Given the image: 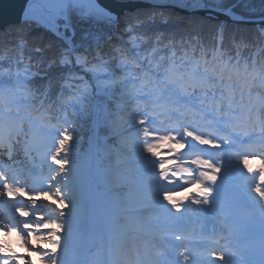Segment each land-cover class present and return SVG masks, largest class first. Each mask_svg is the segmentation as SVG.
<instances>
[{
    "label": "trees",
    "instance_id": "16d2710c",
    "mask_svg": "<svg viewBox=\"0 0 264 264\" xmlns=\"http://www.w3.org/2000/svg\"><path fill=\"white\" fill-rule=\"evenodd\" d=\"M227 1L224 8L236 4L239 0ZM234 10L245 17L264 16V0H243ZM68 19L69 27L66 29V34L71 35L72 29L76 33L72 40L76 46L77 56H85L90 62L96 60L97 54H100L105 59H109L107 68L118 75L125 72L124 69L128 65L117 49L122 41L121 35L125 37L143 63L142 67L131 64L129 67L136 71L147 69L145 75L151 79V83L144 85L142 89H136L137 96L145 93L151 95V86L159 81V77L163 78L169 65L173 64L178 71H181L192 57L201 56L202 50L208 54L211 46H215L218 37L224 38V57L228 54L233 55L237 65L250 62L254 58L258 63L264 59V27L223 26L220 22L204 20L200 16H184L172 10L160 9L129 13L117 26L107 20L96 22L92 18H84L78 11H71ZM187 40L190 43H198L192 54L187 51L189 47ZM69 51L70 46L66 41L32 23L2 31L0 54L5 55L1 57L3 64L0 65V84L8 83L21 88L20 94L26 95L24 101L26 107H46L52 114H56L59 112L57 93L66 89L62 80L72 71L70 64L61 63L59 60L61 57H69ZM24 57H29L30 60L25 62ZM26 66L31 68L32 73L41 72L43 76L31 77L26 84L23 77ZM14 69L17 70L16 73ZM150 71L156 77H153ZM126 87V83L120 80L115 87H110L108 95H100L98 99L102 110L106 106L111 114H116L114 100L124 98ZM49 104L53 105V108L49 107ZM86 108L78 107L76 117H72L73 121L76 120V127L79 130L74 131L71 137L68 135L66 139L61 140L60 152L68 151L73 154L74 151L87 145V139L91 136L94 125L92 116L85 117L88 110ZM45 119L52 120L54 117L51 115ZM128 120L130 125L138 124L132 123L131 119ZM45 123L54 131L52 125ZM79 123L83 125H78ZM102 133L107 134L108 130L102 128ZM128 153L127 165L132 171L144 172L142 165L146 150L134 142ZM145 181L146 178L139 177L129 187L140 186Z\"/></svg>",
    "mask_w": 264,
    "mask_h": 264
},
{
    "label": "bare ground",
    "instance_id": "6f19581e",
    "mask_svg": "<svg viewBox=\"0 0 264 264\" xmlns=\"http://www.w3.org/2000/svg\"><path fill=\"white\" fill-rule=\"evenodd\" d=\"M70 5L85 9L90 11L89 13L96 15L100 13L98 10L91 8L86 0H31L26 15L28 19L40 22L52 30H57L63 13ZM59 30L61 31V27H59ZM183 138L190 148L182 154L181 162L177 165L178 168L181 164L189 163L191 158L186 157V155L195 146L199 145L198 139H193L186 131L183 133ZM206 145L211 146L210 143ZM88 161L90 164L92 162L95 163L93 159ZM88 161H82L81 165H86ZM196 166H202L207 175L213 177L214 173L205 164L198 162ZM256 167L258 181L264 170V165L260 166L258 164ZM174 168L171 170L175 171ZM184 178L188 181L193 179L189 173L184 174ZM207 180L211 186L218 187L216 179L208 178ZM80 181H82L81 178ZM205 189V187L199 188L196 193L200 196L204 195ZM179 190H181L180 185L168 187L165 190L169 198L168 200L166 199L161 209H152L151 200L147 197L144 201L130 197L123 201L132 203V205L122 210L121 202L120 204H113L102 201L95 194L94 188L84 190L81 185L73 186L71 195L68 198L72 204L59 209L60 218L67 223V228L65 229V235L67 236L66 245L56 249L55 256L57 259L52 264H127L130 257H128L126 244L137 237V226L116 224L114 220L115 214L126 211V214H128L126 218H131L129 215L141 217L148 214L160 218L165 215L167 210H173L174 214H180L181 220L179 222L182 225H186L188 223L186 221L187 211L184 208L191 206L198 199L195 197L183 200L176 198L174 192ZM5 193V187L0 185V197ZM116 202H119V200ZM1 209L2 203L0 202ZM204 212L203 209H200L201 215H204ZM189 213L191 215L197 214L194 209L190 210ZM5 230H0V235L2 236L0 247L2 248L9 246V240L7 239L9 231L6 232ZM233 259L231 258V261Z\"/></svg>",
    "mask_w": 264,
    "mask_h": 264
},
{
    "label": "rangeland",
    "instance_id": "374dc122",
    "mask_svg": "<svg viewBox=\"0 0 264 264\" xmlns=\"http://www.w3.org/2000/svg\"><path fill=\"white\" fill-rule=\"evenodd\" d=\"M156 1H162V2H166V3H180L182 5H186L189 7H201V6H205V3H209L212 6L218 7L219 9H224V5H226V2H228L227 0H156ZM87 18H92L94 21L96 22H101L103 21V17L101 16H97V15H87ZM67 17V16H66ZM67 20V21H66ZM66 23H65V28L69 27L67 25V22L69 24V19L66 18ZM72 34L75 35L76 33H74V30L72 29ZM59 62H67V59H60ZM95 68V67H94ZM196 72H200L198 71V69H196ZM103 75H108V78H104ZM25 79H29L28 75H24ZM76 77L78 78H85L89 80V84L88 88H85L86 86H84L83 88L80 89V94L76 97L78 99V101L80 102V105L83 106H87L86 110L87 113L85 115V117L88 116H92V112L95 110L96 108H93L92 103L90 101H87L89 96H94L97 97L98 95H108V92L110 91L109 87L111 85H113L116 81H115V76L112 75V72H109L105 67H96L95 69H90V67L88 68H84L81 70H78L76 72ZM125 78H128V83L130 85V88L132 89L133 86V81L131 80V78L127 75L125 76ZM201 81V80H200ZM172 84V83H171ZM172 86L175 88L176 86L174 84H172ZM127 89V87L125 88V90ZM173 90L171 89L170 92H172ZM78 93V92H77ZM110 93V92H109ZM85 94V95H84ZM177 94V93H176ZM132 95L131 92L129 90V94L126 96L125 99H123L122 101L120 100H114L116 103V106L118 108L119 114L118 115H110L109 111L106 109L105 106V110L104 113L102 112V110H96L98 111V122L101 126L105 125L106 127L109 128L111 134H113L114 136H116L118 139L116 140L117 142V150L115 152H106L105 150H102L101 156L99 157V161L100 162H106L109 163L108 168H106L107 171H114L117 174H114L111 178H109L107 180V186H114L117 188L116 192H113L111 198L116 200L118 199L117 197H121V200H119V202H116L117 204H120L121 201L123 200H127L130 197H132L131 195L134 194H138L141 195L142 198H148L151 200V202L153 203V205H155V208L157 209H161L162 206L164 205V202L166 201V193H165V189L170 187L172 184L174 183H166L165 182V178L167 176H169L168 173L165 172L164 168H160L159 171H157L156 175H152L153 180L155 182L154 187H147V188H143L145 191L142 193H123L121 190L125 188V185L128 182H132L133 178L136 176V174L134 175V172H130V168H128L127 165V159L129 158L128 155V150H130V148L133 146V134L131 136V125L128 122V111H130V108L132 107L131 105V101H132ZM23 97L18 100V105L21 106ZM89 106H88V103ZM67 110L71 111L73 114L76 115V108L75 105H71L70 108H67ZM88 111H91V113H88ZM126 119V120H125ZM132 119V118H130ZM66 124V128L67 130L71 129L77 130V128L74 126V124L72 122H69L68 118H64L63 121ZM39 125V123L34 124V129L35 132L40 134V130L37 127ZM79 125H81V123H79ZM139 128V127H138ZM137 128V129H138ZM65 134V132H61L55 136L50 137L51 141H60L61 137ZM46 137H49V134H46ZM71 137V136H69ZM63 139H66L65 137H63ZM157 138H148L147 139V144H151L154 143L156 141ZM165 140L163 139L162 141L156 142L155 145L156 147L160 148V145H165ZM127 142L128 144H124V142ZM138 141H141V137L138 134ZM163 142V144H162ZM86 151V150H85ZM52 154V152L49 150L46 153V156L50 157ZM110 155L115 156V162H111L110 161L112 159H110ZM58 160H57V164L59 165L58 168H55L54 170V182H50L49 179V187H47L46 189V193L45 195H42L43 197H38L36 198L35 196H33L31 199H29L26 203L29 207L34 209V198L35 200H42L46 198H50V199H55V200H66L67 198H69V193H71V189L70 186H73L71 183V176H72V171L65 166L64 164V159L65 157H70L68 155V153H64V155H60L59 156V152H58ZM83 156L87 157L88 154L87 153H83ZM161 160V157H155L151 162L153 163L154 167L159 165V162ZM125 163L127 166H125ZM65 168H67V170L65 171ZM114 169V170H113ZM164 170V171H163ZM127 171L129 172L130 176H126ZM67 172V173H66ZM63 177V178H61ZM40 184H42V180H39ZM142 189L138 190L137 192H141ZM122 192V193H121ZM124 194V195H123ZM69 200V199H68ZM157 203V204H156ZM42 205V204H41ZM132 204L129 203L128 206H122L121 205V209L124 210L127 207H130ZM43 206V205H42ZM44 207V206H43ZM39 208V207H37ZM171 212V211H170ZM170 215V213H168V215H166L163 219L157 218L154 215L148 214L146 215L149 226L151 228H158V226L160 225H167L169 223V218L168 216ZM39 219L37 220L36 224H37V228H35V231H33L31 234L33 235V237H38L39 238V242L37 245L35 244L34 249L35 250H39L40 246L43 245L44 247V255L46 257H50L52 256L50 252L51 250L47 251L49 248H51L52 246H57L59 245V248L61 246H65L66 245V241L67 238L66 236L63 237L62 236V232H65L66 229V224L65 221L60 219L59 217H57V215H55V211L50 208L49 206H47L46 209H44L43 213H39ZM167 219V220H166ZM160 220H162V222H160ZM136 220H131L130 223H125L126 224H136L135 223ZM138 223V222H137ZM40 224H43L42 227H38L40 226ZM34 227V226H33ZM43 229V230H40ZM24 245H26L27 250H29V248L31 247V245H28L24 242ZM130 249L132 250V259H130V263L134 264L137 257H139V259H141V263L138 262L137 264H150L149 263V258L153 257L155 255L151 254L150 251L146 250V248H143V244L142 243H136V244H132L129 245ZM48 253V254H47ZM55 257H53L51 260H55ZM162 259L165 260L166 262H168L166 260V256L162 255ZM22 264H25V262H23Z\"/></svg>",
    "mask_w": 264,
    "mask_h": 264
},
{
    "label": "water",
    "instance_id": "95a60500",
    "mask_svg": "<svg viewBox=\"0 0 264 264\" xmlns=\"http://www.w3.org/2000/svg\"><path fill=\"white\" fill-rule=\"evenodd\" d=\"M31 0H0V31L9 27L21 25L30 19L27 18V9ZM90 7L98 10L97 16L112 20L113 24H117L126 13H133L139 10L148 9H171L181 15H197L203 18L214 20L217 22H225L232 25L245 26H264V16L245 17L236 13L235 8L241 1L236 4L219 9L218 7L207 5L201 7H189L180 3H166L156 0H86ZM83 15H96L89 13L85 9Z\"/></svg>",
    "mask_w": 264,
    "mask_h": 264
},
{
    "label": "clouds",
    "instance_id": "9594fccd",
    "mask_svg": "<svg viewBox=\"0 0 264 264\" xmlns=\"http://www.w3.org/2000/svg\"><path fill=\"white\" fill-rule=\"evenodd\" d=\"M212 87L213 86L210 85L207 91H211ZM207 91L194 88L191 92H188L189 95L197 94L201 97L200 103L196 108L191 105H169L166 118L160 122L161 127L159 130L162 134L167 135L176 133V135H179L189 122H203L205 127L202 131L205 134L216 139H224L227 134L221 133L215 127L216 121L222 118L225 122L224 126L235 131L239 122L247 115L245 112L247 108L245 100L242 97L238 99L236 95H232L227 100L223 98L215 100L208 97ZM257 97H260V93H257ZM261 106H264V103H262ZM160 107H162V105L159 101H154L152 105H145L146 115L144 119L146 120L149 116L153 115L158 116ZM248 111H250V108ZM173 113H175V115H172ZM209 116H211L212 119H209ZM174 147H176L177 151H181L184 145L178 142ZM209 179H215V177H209ZM3 251L4 250L0 249V254H3ZM25 254L27 255V252Z\"/></svg>",
    "mask_w": 264,
    "mask_h": 264
}]
</instances>
